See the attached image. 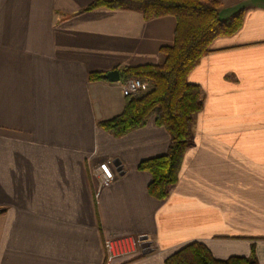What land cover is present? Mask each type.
Masks as SVG:
<instances>
[{"label":"crops","instance_id":"1","mask_svg":"<svg viewBox=\"0 0 264 264\" xmlns=\"http://www.w3.org/2000/svg\"><path fill=\"white\" fill-rule=\"evenodd\" d=\"M93 1L0 0V264H107L106 239L110 264H165L193 241L264 264V0L188 75L203 108L162 200L138 166L167 152L169 132L154 117L121 137L102 129L127 93L89 75L161 62L176 19ZM106 160L115 177L100 186Z\"/></svg>","mask_w":264,"mask_h":264},{"label":"trees","instance_id":"2","mask_svg":"<svg viewBox=\"0 0 264 264\" xmlns=\"http://www.w3.org/2000/svg\"><path fill=\"white\" fill-rule=\"evenodd\" d=\"M219 5V0H94L87 8L134 9L146 19L164 15L176 19L174 43L160 49L163 61L120 69L123 83L139 77L150 81L152 87L140 95L126 94L123 111L98 124L121 137L144 127L154 117L156 125L169 132L167 152L145 159L138 166L151 174L148 193L160 200L169 195L179 180L185 153L193 144L194 116L203 108L202 89L190 82L188 75L209 51L213 38L233 34L243 21L244 10L223 19ZM106 73L93 72L89 78L105 80ZM165 264H258V260L254 249L249 256L218 259L203 242L193 241L170 254Z\"/></svg>","mask_w":264,"mask_h":264},{"label":"built area","instance_id":"3","mask_svg":"<svg viewBox=\"0 0 264 264\" xmlns=\"http://www.w3.org/2000/svg\"><path fill=\"white\" fill-rule=\"evenodd\" d=\"M142 87H144V84L138 78H130L123 83V88L127 94H137ZM92 174L97 179L100 186L105 182L112 180L115 177L112 161L106 160L99 163L93 170ZM104 246L107 252V264H110L117 254L114 240L106 239L104 241Z\"/></svg>","mask_w":264,"mask_h":264},{"label":"rangeland","instance_id":"4","mask_svg":"<svg viewBox=\"0 0 264 264\" xmlns=\"http://www.w3.org/2000/svg\"><path fill=\"white\" fill-rule=\"evenodd\" d=\"M219 1H220V5L218 9L220 16L223 19H229L233 14H235L239 10H244L243 6H245L248 3L247 2L248 0H219ZM132 78H138L144 84V87H142L139 90L137 95L147 92L152 87V83L150 81H146L145 79L139 77H132Z\"/></svg>","mask_w":264,"mask_h":264},{"label":"water","instance_id":"5","mask_svg":"<svg viewBox=\"0 0 264 264\" xmlns=\"http://www.w3.org/2000/svg\"><path fill=\"white\" fill-rule=\"evenodd\" d=\"M104 77L109 80V81H112V82H117L120 80V71L118 69H114V70H111V71H108Z\"/></svg>","mask_w":264,"mask_h":264}]
</instances>
